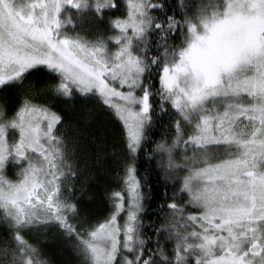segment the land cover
Segmentation results:
<instances>
[{"label": "snow or ice", "instance_id": "obj_1", "mask_svg": "<svg viewBox=\"0 0 264 264\" xmlns=\"http://www.w3.org/2000/svg\"><path fill=\"white\" fill-rule=\"evenodd\" d=\"M0 264H264V0H0Z\"/></svg>", "mask_w": 264, "mask_h": 264}, {"label": "trees", "instance_id": "obj_2", "mask_svg": "<svg viewBox=\"0 0 264 264\" xmlns=\"http://www.w3.org/2000/svg\"><path fill=\"white\" fill-rule=\"evenodd\" d=\"M96 211L98 212H104V205L102 203V201L99 199V197L97 198L96 204L94 205ZM104 214H106V212H104Z\"/></svg>", "mask_w": 264, "mask_h": 264}]
</instances>
